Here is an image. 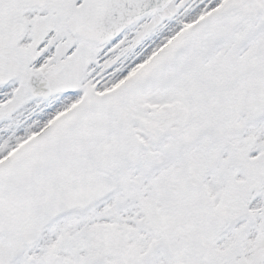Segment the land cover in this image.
Here are the masks:
<instances>
[{
  "label": "snow or ice",
  "instance_id": "1",
  "mask_svg": "<svg viewBox=\"0 0 264 264\" xmlns=\"http://www.w3.org/2000/svg\"><path fill=\"white\" fill-rule=\"evenodd\" d=\"M0 264H264V0H0Z\"/></svg>",
  "mask_w": 264,
  "mask_h": 264
}]
</instances>
